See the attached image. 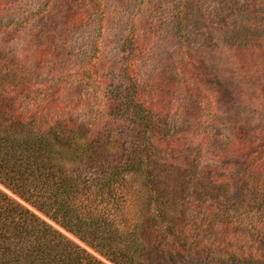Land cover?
Listing matches in <instances>:
<instances>
[{
  "label": "trees",
  "instance_id": "obj_1",
  "mask_svg": "<svg viewBox=\"0 0 264 264\" xmlns=\"http://www.w3.org/2000/svg\"><path fill=\"white\" fill-rule=\"evenodd\" d=\"M93 5L67 17L56 44L23 58L0 50V185L109 264H264L263 127L237 128L228 157L239 166L200 168L192 141L168 129L175 91L141 85L136 49L123 58L116 92L82 120L76 75L47 73L60 68ZM0 264L106 263L0 191Z\"/></svg>",
  "mask_w": 264,
  "mask_h": 264
},
{
  "label": "rangeland",
  "instance_id": "obj_2",
  "mask_svg": "<svg viewBox=\"0 0 264 264\" xmlns=\"http://www.w3.org/2000/svg\"><path fill=\"white\" fill-rule=\"evenodd\" d=\"M2 1L0 50L21 58L46 40L56 44L57 40L51 39L62 35L60 26L74 11L84 9L86 3L14 0L16 7L11 9L10 0ZM91 1V19L69 35L73 36V47L60 68H45L51 75L74 74L71 80L82 84V90L74 95H83L85 100L76 112L78 118L94 116L96 110L102 109V104L116 92L126 65L123 58L136 49L141 85L151 93L154 89L159 92L163 86L175 91L168 129H179L192 141L196 167L239 166V161L228 157L236 144L237 128H264V0ZM88 63L96 70L90 69ZM78 70L87 72L86 77H77ZM74 97L72 100L64 96L63 100L75 104ZM206 137L210 139L202 141ZM165 157L162 154L154 158ZM240 162L242 166L245 161ZM89 172L84 175L91 178ZM0 191L109 264L1 185ZM130 212V208H121L120 215L129 216Z\"/></svg>",
  "mask_w": 264,
  "mask_h": 264
}]
</instances>
